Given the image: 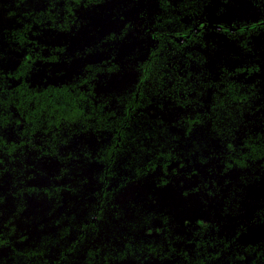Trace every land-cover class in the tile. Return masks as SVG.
Returning a JSON list of instances; mask_svg holds the SVG:
<instances>
[{"label": "trees", "instance_id": "1", "mask_svg": "<svg viewBox=\"0 0 264 264\" xmlns=\"http://www.w3.org/2000/svg\"><path fill=\"white\" fill-rule=\"evenodd\" d=\"M0 264H264V0H0Z\"/></svg>", "mask_w": 264, "mask_h": 264}, {"label": "water", "instance_id": "2", "mask_svg": "<svg viewBox=\"0 0 264 264\" xmlns=\"http://www.w3.org/2000/svg\"><path fill=\"white\" fill-rule=\"evenodd\" d=\"M205 26H207V25H205ZM210 26V25H209Z\"/></svg>", "mask_w": 264, "mask_h": 264}]
</instances>
